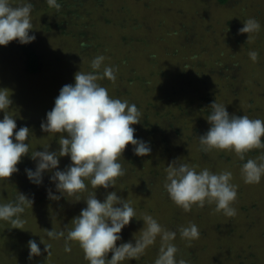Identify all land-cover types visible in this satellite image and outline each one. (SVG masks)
Returning <instances> with one entry per match:
<instances>
[{
	"label": "trees",
	"instance_id": "obj_1",
	"mask_svg": "<svg viewBox=\"0 0 264 264\" xmlns=\"http://www.w3.org/2000/svg\"><path fill=\"white\" fill-rule=\"evenodd\" d=\"M217 1L220 4L227 3V0ZM235 2L241 6L246 14L249 13L247 7L244 8L241 5L240 0H235ZM32 3L34 5L32 13L37 16L43 15L42 22L52 18L55 20L54 24L46 23L45 30L38 28L45 33L56 35L53 38L55 47L59 46V43L61 44V40H65L67 43V47L64 46L66 52L71 50L76 54L73 53L70 56L71 61L68 66H64V64L60 66L58 62L60 59L49 56L42 51L37 42L20 44L13 40L11 41V48L9 46L3 47L4 51L7 50L11 53L5 51L7 56L2 59L0 56V68L6 67L5 71H0V89H6L11 96L12 104L7 113L15 118L16 130L18 127L30 125L35 119L39 122L46 120L47 109L54 107L60 89L66 84H74V76L77 72L92 71L90 63L98 55H103L106 58L105 65L113 66L118 73L123 75V78L121 80L117 78L111 87L108 86L105 78L104 81L99 80L98 83L108 90L110 97L122 101L127 100L130 104L134 103L142 113L141 122L132 125L136 129L134 136L150 144L152 151L147 156L152 157L153 160L148 159V163L151 164L145 172L148 176L146 179L151 180V182L148 181L149 188L152 187L154 179H163L162 194L168 195L163 187L166 173L159 169L161 163L168 162L166 165L169 166L171 158L173 162L181 155L179 151L176 154L177 150L173 152L172 147H177V145L181 147L183 143L194 141L195 136L203 135L209 130L211 125L207 116L211 111L210 105L215 100L224 104L219 100L220 97L224 96V92H233V103L239 104L241 102L240 110L242 111H239L240 115L237 116L247 115L251 119L264 120L262 116L264 113V89H261L264 85V24L261 21L264 14L254 17L249 14L245 17L246 20L255 18L262 25L260 31L254 34L253 39L247 41V33H239L238 31L243 27L241 21L233 16L227 15L224 22H220L221 19L217 15L214 18L210 17L213 23L233 30V34L225 36H222L224 29L219 34H213V23L209 24L205 19V14L215 8L210 0H58V3L61 4L59 10L49 7L46 0H32ZM165 8L168 10L167 18L163 14ZM198 12L199 14H197ZM53 30L55 32H51ZM208 35H211V43L206 40ZM217 36H220L219 42L223 38H227V40L237 44L235 51L229 52L223 48L222 44L217 45L214 42L217 40L214 37ZM82 43L85 45L84 47L81 46ZM62 49L59 48L57 56L60 53H65ZM250 50L258 51L259 59L257 62H253L249 58ZM13 54L18 59H22L21 66L18 65L15 72L8 66L13 61ZM63 67L65 70H62ZM235 67L241 69L240 72H237L238 75L226 77V74ZM61 70L64 75L58 79L56 73ZM260 72L261 74H259ZM44 73L48 77L47 81L45 80L47 83L45 94H51L45 95L42 101L35 104L20 98V92H29L27 88L31 90L34 81ZM257 74L261 76L253 80L252 76ZM6 79L16 85L28 84V87L15 90L16 88L2 84L1 80ZM54 80L57 94L52 92L55 91V88L53 89L51 86ZM225 81L237 82L241 93L234 90L233 87H222L221 85ZM247 91H249L247 100L238 99V95L241 97V94L247 93ZM41 94L44 92L42 91ZM45 98L51 100L48 103H51L52 106L46 104ZM225 98L229 99L230 96L226 95ZM227 101L231 102V100ZM21 104L22 109L19 108L17 111V106ZM228 106L232 107L226 104L227 109ZM229 114L234 113L229 112ZM3 117L4 113L0 112V119ZM36 125L41 126V123L34 126ZM16 130L13 133V140ZM56 145L37 143L30 135V151H43L46 146H49V151H58L60 146L55 147ZM55 148L58 149L54 150ZM127 148L129 149L127 151L129 156L123 154L124 157L119 159L126 174L118 178L116 184L127 181L134 162L146 159V156L135 155L131 144L127 145ZM252 153L260 154L264 159V149H254L248 154ZM224 156L225 154L222 152L221 157ZM204 157L202 160L206 167L203 166V168L209 166L213 173L222 172L223 169H217L218 164L221 163L220 157L214 159L207 157L204 159ZM234 157L232 163H237L238 166H242L245 162L241 161L237 155ZM59 160L57 170L61 171L72 163L69 156L60 157ZM36 163L37 161L31 159L29 153L22 157L21 162L18 163L19 171L17 173H13L7 180H0V203L13 202L19 193L24 194L33 202L32 207L28 206L33 208L32 213L46 224L47 220L59 222V218L62 219L61 222H64L65 210L69 209L75 212L74 215L79 216L81 210L87 207L84 200L91 192L96 191L97 199L102 202V195L106 197L109 193L110 187L107 190L103 187L95 190L90 181L86 180L88 190L81 194L80 201H76L74 196L66 198L61 196L59 200H51L48 197L49 190L60 196V193L56 191L55 184L50 179L55 170L43 173V183L36 185L29 181L25 171L26 169L35 171ZM225 163L223 164L225 165ZM165 168L167 167L165 166ZM164 217L171 223L170 231H176V237H180L179 226L174 227L181 219L180 212L174 209L171 214L169 212L164 214ZM197 218L200 220V217ZM249 218L252 219V217ZM210 221L206 216H202L200 223L203 226H208ZM67 222H69L68 218ZM190 224L193 223L188 222L187 226ZM73 227L74 225L70 223L66 230L57 228L56 231H64L67 234V231ZM208 227L209 230L213 229L211 226ZM124 228L130 235L137 233L136 230L132 232L127 226ZM36 235L38 237V232ZM185 242L189 241L185 240ZM159 243L161 240L157 237L155 244L149 247L151 253L149 255L143 254V257L136 264L139 262L141 264H154L159 254ZM172 243L176 245L175 240ZM211 243L218 248H225L218 246V242L216 244ZM71 244L74 247H71V252H68L65 258H63L64 240L61 239L55 244L53 249H60L63 254L60 253V255L55 256L51 264H75L70 260L73 256L83 261L79 264H89V261L83 259L85 254H82L81 251L78 253L75 248L78 243L71 242ZM177 248L179 249L177 258L185 259L188 264H220V258H214L213 261L209 257L205 259V246L199 247L193 244V247H188L186 243L181 242ZM237 256L242 258V253L237 252Z\"/></svg>",
	"mask_w": 264,
	"mask_h": 264
},
{
	"label": "clouds",
	"instance_id": "obj_2",
	"mask_svg": "<svg viewBox=\"0 0 264 264\" xmlns=\"http://www.w3.org/2000/svg\"><path fill=\"white\" fill-rule=\"evenodd\" d=\"M46 2L49 7L57 10L61 8L58 0ZM33 7L32 0H21L17 5L12 0H0V46H7L13 40L28 44L36 39L34 34H29L33 29ZM261 27L258 20L248 18L238 31L247 33L249 41ZM81 46L85 45L82 43ZM248 55L253 62L259 59L256 50H250ZM105 59L103 55H98L91 61L92 71L77 72L75 83L66 84L60 89L54 107L47 112L46 120L41 122L42 132L62 134L59 136L58 151H49V146L44 147L43 151H30L32 132L27 126L16 130L15 118L7 113L12 104L11 96L6 89H0V112L4 113L3 119H0V180H7L13 173H17L18 163L30 153L31 159L37 161L35 171L25 170L31 183L42 184L43 173L55 170L50 179L60 196L49 190V199L74 196L76 201H80L81 194L88 190L86 180L90 181L95 190L99 187L107 190L115 187L117 179L126 174L119 159L127 145L133 146L137 156L151 153L149 142L134 136L136 129L132 125L140 123L142 118L137 105L110 97L108 90L98 83L104 78L112 83L117 80V69L105 65ZM210 109L207 120L211 127L199 137L202 152L234 151L241 161H245L250 151L264 149V120L251 119L247 115H230L226 105L216 100ZM64 156H69L72 163L63 171L57 170L59 158ZM196 167L179 161H173L167 166L163 187L172 202L184 212H190L194 206L203 208L206 204L215 203L216 211H222L227 217L235 216L233 204L238 192L237 185L231 183L232 172L213 173L207 168L198 172ZM241 173L245 183L259 184L264 178V159L260 162L247 159ZM84 201L87 207L73 219L74 227L67 234L54 229L46 231L50 240H64L65 252H71V242H76L83 249L89 264H122L133 259L139 260L159 237L161 246L154 264H188L185 259L177 258L179 249L172 243L177 232L165 229L152 215L145 214L142 217L144 226L134 244L126 242L117 246V241L122 239V229L137 214L131 204L119 197L116 191L109 192L103 202L97 199L96 191L89 193ZM32 203V200L20 193L13 202L0 203V221L22 229V214L26 207H32ZM179 234L189 243L200 236L196 224L181 227ZM28 247L30 259L41 255L35 240H29ZM50 249L51 244H45L44 251L50 254ZM109 253H112L110 259Z\"/></svg>",
	"mask_w": 264,
	"mask_h": 264
},
{
	"label": "rangeland",
	"instance_id": "obj_3",
	"mask_svg": "<svg viewBox=\"0 0 264 264\" xmlns=\"http://www.w3.org/2000/svg\"><path fill=\"white\" fill-rule=\"evenodd\" d=\"M210 1L215 8H212V10L208 11L205 14L206 15L205 19L209 24L213 23L210 17L214 18V16L217 15L221 19L220 22H224V20L227 18L228 15V16L236 17L238 20L241 21V26H244V21H246L245 17L248 16L249 14L253 17L259 14H264V0H240L241 5L244 8L247 7L249 11L248 14H246L243 11V9H241V6L238 5L235 2V0H227L226 4H220L217 0H210ZM12 2L14 5H17L21 3V0H12ZM163 14L166 18L168 17L167 8L163 10ZM197 14H199V12ZM42 17L43 15L37 16L31 13V22L33 24V29L30 30L29 34L35 35L36 39L33 42L39 43L42 48L41 50L46 52L49 56L56 57V59L58 57L60 61L58 60L57 61L60 63L59 64L60 66H62L61 64H64V66L65 65L68 66L71 61L70 56L75 52L71 50H69V52H66V48L64 46L67 47V43L65 42V40H61V44L59 43V46L55 47L53 38L56 37V35L43 32V30H45L46 23L54 24L55 20H53L54 18L51 17L52 19H49L46 22H42ZM263 20L261 21L264 24ZM217 24L218 23H213V28H214L213 34H219L221 33L220 31H222L223 29L224 31L222 36L233 34L232 29L221 27L220 25ZM38 27H40L43 30L39 29ZM210 31H212V29H210ZM51 32H55V30ZM218 38H220V36L214 37V39H217L214 41L217 45L222 44L223 48L227 49L226 51L229 52L235 51L234 49H236L237 44H234V42H231L229 39L227 40V38H223L219 42ZM206 40L211 43V35H208ZM254 44L256 45V42H254ZM7 46L11 48L12 47L11 42H9ZM7 46H5V48ZM3 47L4 46H0V56H2L1 59L7 56L5 53V51L7 50L4 51ZM59 48H63L62 49L63 53L64 52L65 53L64 54L60 53V55L57 56ZM259 48L261 49L262 47L260 46ZM12 59L13 61H11V63L8 64V66L9 69H14L15 72L18 69V65L21 66L22 59L20 58L18 59V57L15 54H13ZM5 70H6L5 66L0 68L1 72ZM62 70H65V68L63 67ZM62 70L56 73L58 79H61L64 75ZM240 71L241 69L237 67L232 68L228 72V74H226V77H232V75H238L237 72ZM259 74H261V72ZM116 76L120 80L121 78H123V75L118 73L117 71H116ZM240 76L241 74L239 75V78ZM259 76L261 75L257 74L256 76H252V78L253 80L254 79L256 80L257 78H259ZM47 79L48 77L46 73H44V75H41L39 78H37V80L34 81V85H32L31 90L27 88V90L30 93L26 91H23L25 93L20 92L19 97L27 99L33 104L37 103L38 101H42L45 95L48 96L49 94H51V93L45 94V89H46L45 86L47 85L46 83ZM102 80L104 81V79ZM1 81L4 86L16 88L15 90L17 89L20 90L21 87H25V86L28 87V84L25 83L23 86L21 84L16 85L15 83H11L7 79ZM105 81L107 82L108 86L111 87L112 82L109 81L107 78H105ZM249 84L251 85V82H249ZM51 86H53V89L55 88L56 86L55 80L51 84ZM221 86L233 87L234 90L241 93L240 87L237 86V82L225 81ZM261 89H264V85ZM42 91L44 92V94H41ZM52 92H55L57 94V89L55 88V91L53 90ZM256 92H258L257 89ZM111 94L113 95L114 93ZM232 94L233 92L232 93L224 92V96L220 97L219 100L224 102L225 105L229 104L232 106V107L228 106L227 111L232 112L235 115H240L239 111H242L240 110V108L242 107L241 102H239V104L233 103ZM248 94L249 91H247V93L243 92L241 94V97L238 95V99L247 100V98L249 97ZM226 95H229L230 98L229 99L225 98ZM45 100H46V104H51L48 103L51 102V100H47V98H45ZM227 100H231V102H228ZM19 108L22 109V104L17 106V111ZM52 108L47 109L46 107L47 111L52 110ZM39 109L41 110V107H39ZM262 116L264 117V113L262 114ZM37 123L39 124L41 122L35 119L30 123V125L27 126L32 132L31 136L33 137L34 141L37 143L42 142L43 145L57 144L55 147H59V143H58L59 136L62 134L59 133L48 134L46 132H42L40 125L34 126ZM19 128L20 127H18V129ZM200 136L201 135L198 134L197 136L194 137V141L185 142L181 145V147H178V145L177 147H172L173 152H176L177 150L176 154H178V151L181 152V155L176 159V161H179L180 163H188L190 166H197L196 170L199 172L200 170L204 169L203 166L206 167L205 162H203L202 160L204 155H205L204 159L206 157L209 159L220 157L221 163L218 164L217 169L219 168L225 171H231L232 172L231 183L237 185L238 196L233 204V207L236 209L235 216L227 217L223 214L222 211L220 212L216 211L215 203L206 204L205 207L203 208H198L194 206L190 212H184L182 208L178 207L176 204L172 202V200L169 198L168 195L161 193L163 179H154V181L152 182L153 183L152 187L149 188L148 181L151 182V180L146 179L148 176L145 174V172L147 169H149L148 168L149 164H151L148 163L149 162L148 159L150 161H152L153 159H151L152 157L149 158L148 156H146V159L144 158L145 160H138L133 163L134 165L132 166L131 173L127 181H124L123 183L121 182L120 184H116L115 187H110V189H108L109 192L116 191L119 197L126 199L135 209L137 214L136 215L137 219L133 218L130 224L127 225V228L129 227V229L132 232L133 230H136L137 233L130 235L125 231V228H123L120 233L122 239L117 242V246H119V244L121 243H126V242H132L133 244L135 243V238L138 239L140 237L139 236L141 234L140 231L144 226L142 217L145 214L152 215L153 218L156 219L165 229L170 230L171 223L169 222V220H167V218L164 217V214L166 215L168 212L171 214V212L175 209V211L178 210L180 212L181 219L179 220V222H177V224H175L174 227L177 226H179V228L185 227L188 225L189 222L196 224L200 232L199 238L192 240L190 243L185 242V239L176 237L175 241L177 247L181 242L186 243L188 247H193V244L199 247L205 246L206 247L205 259L209 257V259L213 261L214 258H220L219 259L220 264H264V178H262L259 184L245 183L241 173L242 166H238L237 163L236 164L232 163L233 158H235L234 156H236V153L233 151L232 154V151H227V150H213L207 153L202 152L200 150V145H199ZM57 149L58 148H55L54 150ZM127 151H129V149L126 146V149L122 153V157H124L125 155L129 156ZM222 152L225 154L224 157H221ZM247 159H256L258 162H260L263 159V156L257 153L255 154L252 153L246 155L245 162ZM166 163H161L159 167V169L163 173H166V168H165V166L167 167ZM171 163H172V158L171 161H169V165ZM223 163H225V165ZM207 168L210 170L209 166H207ZM102 197L103 200L106 198L105 195H102ZM33 211H34L33 208L26 207L25 212L22 214L24 215V217H22V219L24 220L22 229L14 228L15 226H13L11 223L9 224L6 223L5 221H0V263L1 264H51L54 261L55 256L60 255V253L63 254L60 249H53V246L58 242H60L61 239L50 240L46 235V231L52 229L56 230L57 228L66 230L70 223L74 225L72 221L74 218L77 217V215H74L75 212L70 209L65 210L66 218L64 222H61L62 219L59 218V222H57V220L54 222L47 220L45 224L41 222L40 218L35 217L36 215L32 213ZM202 216H206V218H209L211 220L208 226H211V228L213 227L212 230H209L210 228L207 225L203 226L200 223ZM197 217H200V220H198ZM249 217H252V219H250ZM67 218L69 219V222H67ZM7 227L10 228L8 229ZM204 230H206L207 232L206 231L204 232ZM37 232H38V237L36 235ZM29 240H35L37 242L38 246L41 249L40 256H34L31 259L29 258V251H30L28 247ZM215 241L219 243L218 246H222L225 248H218L216 245H213L211 243L214 242L216 244ZM45 244H51L50 254L44 251ZM159 245L161 246V243H159ZM72 246L74 247V245ZM75 248L78 250V253H80L81 251L82 254H84V251L79 246V244H77ZM237 252L242 253V258L237 256ZM67 253L68 252H64L63 258L67 257ZM145 253L146 255H149L151 253L150 249L148 248L147 251H145ZM111 255L112 253L108 254V259L111 258ZM141 257H143V255ZM83 259L85 261H88L85 259V257H83ZM70 260L72 261V263L75 264H79L83 262L79 260V258H76L74 256L71 257ZM137 262L138 260L133 259L130 261L122 262V264H136ZM139 264L141 263L139 262Z\"/></svg>",
	"mask_w": 264,
	"mask_h": 264
}]
</instances>
